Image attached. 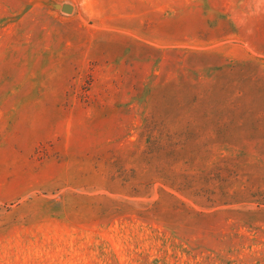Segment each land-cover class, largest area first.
Segmentation results:
<instances>
[{"label":"rangeland","instance_id":"obj_1","mask_svg":"<svg viewBox=\"0 0 264 264\" xmlns=\"http://www.w3.org/2000/svg\"><path fill=\"white\" fill-rule=\"evenodd\" d=\"M0 264H264V0H0Z\"/></svg>","mask_w":264,"mask_h":264},{"label":"water","instance_id":"obj_2","mask_svg":"<svg viewBox=\"0 0 264 264\" xmlns=\"http://www.w3.org/2000/svg\"><path fill=\"white\" fill-rule=\"evenodd\" d=\"M57 8H61L62 11L65 12V13H71V11H72V7L68 6V5H63L62 7L57 6Z\"/></svg>","mask_w":264,"mask_h":264}]
</instances>
